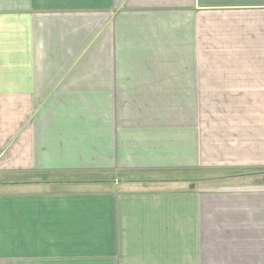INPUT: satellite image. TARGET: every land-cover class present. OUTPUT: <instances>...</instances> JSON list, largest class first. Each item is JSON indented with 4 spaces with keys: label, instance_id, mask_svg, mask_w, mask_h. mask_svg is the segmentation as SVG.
Segmentation results:
<instances>
[{
    "label": "crops",
    "instance_id": "1",
    "mask_svg": "<svg viewBox=\"0 0 264 264\" xmlns=\"http://www.w3.org/2000/svg\"><path fill=\"white\" fill-rule=\"evenodd\" d=\"M0 264H264V0H0Z\"/></svg>",
    "mask_w": 264,
    "mask_h": 264
}]
</instances>
